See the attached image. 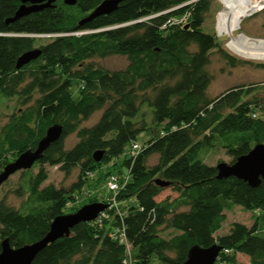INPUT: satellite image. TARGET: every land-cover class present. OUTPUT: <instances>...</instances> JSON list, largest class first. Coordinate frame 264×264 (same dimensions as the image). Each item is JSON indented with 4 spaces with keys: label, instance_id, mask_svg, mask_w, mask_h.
<instances>
[{
    "label": "trees",
    "instance_id": "1",
    "mask_svg": "<svg viewBox=\"0 0 264 264\" xmlns=\"http://www.w3.org/2000/svg\"><path fill=\"white\" fill-rule=\"evenodd\" d=\"M103 1L69 6L54 0L10 22L21 0H0V97L16 100L0 128V173L34 151L50 127L62 128L61 138L20 172L14 191L19 207L0 198V253L6 238L13 248L43 238L57 216L71 214L65 209L89 175L128 147L127 174L115 172L128 177L115 196L119 210H110L101 225L79 223L32 264H152L153 257L160 264H184L191 248L213 245L221 248L215 264H238V255L248 264H264V183L253 188L235 177L218 179L216 167L206 163L213 151L224 150L234 163L264 144V98L253 95L256 85L208 96L212 54L231 68L264 70V63L232 56L202 31L210 0H126L81 24ZM185 14L187 22L180 23ZM44 37L49 42L36 47ZM35 49L40 56L18 69V59ZM114 55L126 57L124 69L109 71L92 61ZM97 112L98 121L84 125ZM145 132L146 143L137 142ZM73 134L77 142L67 148ZM97 151L104 152L100 162L93 159ZM47 167L66 177L77 170L78 179L69 187L43 186ZM157 179L169 182L176 196L156 200L166 188ZM235 207L258 211L259 218L251 227L234 222L217 235ZM115 230L129 247L110 236Z\"/></svg>",
    "mask_w": 264,
    "mask_h": 264
},
{
    "label": "rangeland",
    "instance_id": "2",
    "mask_svg": "<svg viewBox=\"0 0 264 264\" xmlns=\"http://www.w3.org/2000/svg\"><path fill=\"white\" fill-rule=\"evenodd\" d=\"M211 7L206 15V20L202 26V31L214 35L216 39L222 45V48L226 50L232 56L253 63H264V61L252 60L243 58L235 53H233L228 47V43L231 37L228 35H220L217 30V15L222 9V4L220 0H210ZM238 34H244L251 39H264V9L256 12L252 16L243 20L241 28ZM49 40L43 38L41 42H38L36 47L40 44H46ZM98 66L107 69L109 71L122 70L127 66V59L124 56L114 55L107 57L105 59H93ZM209 73L213 76V81L208 89V96L214 98L220 93L237 86H255L253 95H257L259 98H264V70L255 69L250 66H238L231 68L226 65L224 60L220 58L217 53H213L211 56V63L208 66ZM15 99H3L0 97V128L4 125L8 119V116L13 112L15 108ZM101 116V112H97L93 117L86 122L84 125L90 126L95 124ZM149 121V117L147 118ZM150 135L145 132L138 136L137 142L145 144L149 139ZM77 142L76 136L70 135L66 138V147L70 148ZM129 156V148L127 147L125 153L110 161L109 163H104L98 169L97 174L94 177H89L81 191L76 193L75 200L69 203V206L65 209V213H75L81 207L91 204L92 199H97L98 202L103 201L106 198V181L103 176L108 172L112 173H122L126 175L128 170L123 165V161ZM13 162V161H12ZM158 162V156H152L149 159V165L153 166ZM231 163V158L226 154L224 150L213 151L208 155L206 163L210 166H217L219 163ZM48 170V180L43 184L46 186L48 184H54L56 187H69L78 179V171H74L70 176L66 177L58 167H47ZM38 171L37 168L33 170L34 173ZM20 172H17L10 176L3 184L0 185V198H4L8 205L13 207H19L22 200L18 199L14 191L19 186ZM176 193L173 192L171 188L166 187L156 200H162L166 197H175ZM95 203V202H94ZM124 205V203H123ZM79 207L78 210H76ZM76 210V211H75ZM226 221L223 224L222 230L217 233V235L226 234L229 232L230 225L234 222H240L248 227H251L256 220L259 218V214L255 212L246 211L241 207H235L232 211L226 212ZM262 215V214H261ZM262 228L264 231V223H262ZM219 258V257H218ZM238 264H248V258L242 255H238ZM152 264H160L156 257H153Z\"/></svg>",
    "mask_w": 264,
    "mask_h": 264
},
{
    "label": "water",
    "instance_id": "3",
    "mask_svg": "<svg viewBox=\"0 0 264 264\" xmlns=\"http://www.w3.org/2000/svg\"><path fill=\"white\" fill-rule=\"evenodd\" d=\"M124 1L126 0H104L81 24L89 22L96 17L112 13ZM53 2L54 0H21L22 5L9 21H16L33 12L50 7ZM76 2L77 0H64V3L69 6L75 5ZM40 54V49L24 53L18 59L17 68L20 69L24 65L29 64L31 61L37 59ZM61 136L62 128L60 126L50 127L34 151H27L21 154L16 160L4 167L0 173V185L13 174L31 169L50 145L58 141ZM103 156V151H97L94 153L93 159L96 162H100ZM215 167L218 172V179L235 177L246 182L249 186L257 188L264 183V144L254 146L247 154L237 158L234 163L228 164L222 162ZM156 184L161 187L169 186V182L161 179H157ZM106 208V204L95 202L81 207L75 213L57 216L52 221L48 233L43 238L19 248L11 247L9 239H4L1 243L0 264H32L37 255L49 244L69 236L71 230L79 223L94 221ZM220 252L221 248L217 245L209 248L195 246L189 251L188 258L184 264H215Z\"/></svg>",
    "mask_w": 264,
    "mask_h": 264
},
{
    "label": "bare ground",
    "instance_id": "4",
    "mask_svg": "<svg viewBox=\"0 0 264 264\" xmlns=\"http://www.w3.org/2000/svg\"><path fill=\"white\" fill-rule=\"evenodd\" d=\"M222 9L217 15V30L228 35L230 50L246 59L264 61V39H251L238 34L244 19L264 9V0H220Z\"/></svg>",
    "mask_w": 264,
    "mask_h": 264
},
{
    "label": "built area",
    "instance_id": "5",
    "mask_svg": "<svg viewBox=\"0 0 264 264\" xmlns=\"http://www.w3.org/2000/svg\"><path fill=\"white\" fill-rule=\"evenodd\" d=\"M189 15L185 14L181 19H180V23H186L188 20ZM134 149L138 150L140 149V147L138 148V146L134 145ZM92 176V175H91ZM90 177V175H89ZM127 176H122L119 174H109L106 178V187L108 189V193L112 194L113 197L108 196V198H106V200L102 201V203L107 205V208L101 212L98 217L91 222H94L95 224H102L104 220H106L108 218L109 212L110 210H119V203L116 201L115 196L117 195V193L120 190V185H121V180ZM125 179H128L125 178ZM69 206V203H68ZM258 211H255V213L257 214ZM110 236L112 238H116L117 240H119L120 243H124L129 247V244L126 240L125 234L122 231L119 230H115V232H111ZM225 253H229L228 250H225ZM131 264V261H130Z\"/></svg>",
    "mask_w": 264,
    "mask_h": 264
}]
</instances>
